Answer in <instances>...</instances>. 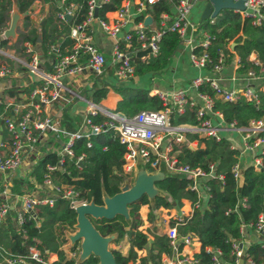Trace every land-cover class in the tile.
I'll use <instances>...</instances> for the list:
<instances>
[{
    "label": "trees",
    "instance_id": "1",
    "mask_svg": "<svg viewBox=\"0 0 264 264\" xmlns=\"http://www.w3.org/2000/svg\"><path fill=\"white\" fill-rule=\"evenodd\" d=\"M36 1L47 3L48 10L41 18V23L33 25L28 13ZM12 2L18 12L23 13L24 16L20 29H17L16 39L8 45V48L27 61L30 55L25 52L23 43L28 42L32 47L37 46L43 71L51 72L53 64L60 56L69 52L74 42L70 36V30L84 20L86 0H13ZM120 2L121 0L102 1L96 11V18L105 19L104 13L116 10ZM70 4L72 5L70 18L68 20L60 18L57 14L68 8ZM10 6V0L0 1V32L5 26L4 12ZM144 13L151 15L158 29L160 15L168 13V6L164 0H157L145 5L136 19L141 20ZM197 30L204 31L211 37L204 50L209 59L204 69L211 70L212 64L218 57L222 58L223 66L231 63L236 57V73L243 76L247 71H252L255 76L261 78V84L264 86V20L258 24H252L249 19L241 18L237 12L222 9L213 18L200 21L197 24ZM38 35L39 42H37ZM180 42L181 38L176 32L164 30L159 38L156 54L137 58L135 50L139 48V42L133 35L131 44L126 49L133 68L132 76L161 71ZM230 43H233L231 48ZM6 45L7 40L0 39V46ZM192 51L198 53L201 48L196 45ZM251 53L254 54L256 65L248 61ZM21 70L25 71V68L21 67ZM42 83V80H37L18 87L15 80H11L4 94L11 99V104L21 103L19 93L28 99L29 94ZM113 90L120 96L113 112L123 116L130 117L140 111H155L163 108V104L156 95H148L144 90L124 86L113 87ZM106 91L105 86L93 85L89 96L90 101L98 103L104 98ZM195 92L212 96V110L221 114V120L226 125L231 123L237 128L246 127L251 121L264 118V90L257 91L256 103L243 99L234 102L222 101L206 83L196 87ZM0 100V113L4 117H10L12 105L6 106L3 99ZM32 100L35 101V98L33 97ZM196 108V105H187L181 114L171 109L168 115L169 124L171 126L195 125L197 123ZM88 118L91 123L101 125L97 133L90 134L86 138L74 139L70 146L72 155L63 156L60 165L57 164L60 158L58 151L65 137L61 134H47V139H44L40 145L41 155L30 165L27 177L11 179L8 187L10 192L17 195L32 192L42 197L49 193V187L42 183L46 176L51 184L70 187L78 201L99 205L102 204L103 196L117 193L128 178V174L122 170L125 146L118 141L114 129L103 124L108 120L107 117L97 113L89 115ZM80 119L79 116L70 117L64 114L59 123L65 131L73 132ZM0 128L2 135H6L3 119H0ZM184 135L188 140H197V146L190 148L186 144L179 143L172 148V151L175 152L178 163L186 164L191 168L198 167L209 173L203 181L204 199L189 189L190 179L187 176L166 173L154 183L157 194L152 199L143 195L128 206V219L125 220L119 215L110 220L89 218L100 235L112 236L111 244L116 245L126 236L129 247L125 255L117 249L109 248L116 264L129 262L131 264H162L161 255L166 257L171 255L163 233H151V240L148 241L146 233L137 228L140 223L138 211L141 205L147 204L151 209H158L179 207L182 201L189 202L191 210L182 217L180 223L176 225V230L179 235L191 233L194 240L199 243V250L192 254L197 264H215L206 248L220 251L218 264H231L233 261L231 242L242 241L241 227L248 226L253 229L259 216L264 221V149L259 155L258 169L249 164L240 170L238 178H234L231 166L236 161L237 153L230 148L225 139L199 137L197 133L188 131L184 132ZM9 140L10 137L8 142ZM80 155H82L80 161L76 162V158ZM50 165L55 166V169L48 170L47 166ZM209 165H213L212 170H209ZM142 167L148 173L152 172L147 164ZM1 200L2 197H0ZM15 215V209L9 208L0 222V259L5 255L24 256L29 247H34L45 260H48L50 253L56 256L55 260H48V264L98 263L97 258L92 255L83 260L77 259L78 242L72 243L69 247L71 257H67L62 248L53 249L55 244L61 247L67 243L68 235L75 231V213L66 199L55 195L51 206H39L32 212L23 213L20 224L16 223ZM147 217L152 218L151 212L147 213ZM42 218L47 220L41 221ZM170 224H173L172 220ZM138 250H144V255L138 256ZM243 253L242 263L249 258L254 264H264V238L258 242H250L243 249ZM25 264L38 263L27 259Z\"/></svg>",
    "mask_w": 264,
    "mask_h": 264
},
{
    "label": "built area",
    "instance_id": "2",
    "mask_svg": "<svg viewBox=\"0 0 264 264\" xmlns=\"http://www.w3.org/2000/svg\"><path fill=\"white\" fill-rule=\"evenodd\" d=\"M1 1V0H0ZM11 3L13 0H10ZM105 0H86V14L81 24L75 25L70 30V36L74 42L69 50L63 56H60L52 71L43 73L39 70V58L36 51L28 42L23 43L26 53H29L27 61L20 55H16L8 48L12 43L8 38L5 47L0 46V78L7 77L12 72V64L23 66L31 74L39 75L42 80V85L34 89L29 98L32 100L36 97L37 102H31L21 110L18 104L11 107V112L14 116L3 117V122L6 131L9 134L10 140L5 152L0 151V172H12L16 170L22 163L24 155L34 154L37 150L39 141L49 133L61 134L65 137V141L58 151L60 158L57 164L60 165L63 156L70 157L72 155L70 146L72 141L79 137H88L90 134L97 133L101 129L100 124L90 122L88 116L101 114L108 118L103 124L107 127H112L117 134L118 141L125 146L123 156L124 163L122 170L128 174L127 183L132 182L135 171V160L140 159L141 164H147L152 172L162 169L167 174L184 175L190 179L188 187L190 190L198 194L200 178H206L208 172L194 167L191 168L186 164L178 163L175 156L172 154L173 145L179 144L182 140V132H195L203 137H212L215 140L220 139L218 135V127L213 125L211 117H221L218 111L212 110L213 98L207 93L196 92L195 96L200 104L189 99L186 91L179 89L174 91H155L154 95L163 104V108L155 111H140L133 116L127 117L113 111H106L98 103L85 101V109L81 119L77 124V128L73 132L65 131L59 123L57 117L51 115H41L39 110L40 104L57 101L65 88L61 83L63 77L76 78L83 71H88L93 76H100L104 72L105 58L99 48L92 43L91 35L88 31V25L96 20L101 32L112 38L113 45L110 50V63L113 66V77L117 80L131 77L133 73L132 65L129 62V54L125 47H129L132 36L139 42L138 51L146 48L150 52L146 55H155L158 49V41L164 30L174 31L181 39L191 42L195 35L200 36L197 46H200L201 51L195 53L191 50L189 61L192 66L203 68L209 59L204 51L210 42V35L204 31L197 30L196 26L188 20V14L191 8L192 0H175L174 15L167 22L164 15L161 20L160 27L154 31H148L141 22H138L136 27L131 32H123L124 26L127 24L130 13L127 2H122L115 10V16L112 20L98 19L96 13L100 3ZM157 0H144L145 5L152 4ZM243 10H233L237 12L241 18H247L252 24H258L264 20V0H244ZM11 8V6H10ZM6 10L4 28L0 32V39L3 37V31L8 27L12 9ZM143 4L139 5L135 11L140 14L143 11ZM72 5L61 11L57 15L64 19V15H71ZM122 32V34H121ZM121 37L118 38V35ZM195 34V35H194ZM122 42V47L120 45ZM12 53H11V52ZM84 60V62H83ZM248 61L257 64L254 58L248 57ZM223 67L222 58L218 57L216 62L212 64L211 72L217 74ZM255 76L252 71H247L243 78L253 79ZM206 83L213 89L222 101L234 102L238 99L245 101L257 102V91L264 90L262 85L260 88L254 89L248 83H245L240 88L224 89L218 84V79L215 76H198L194 77L189 82V87L193 90L200 84ZM196 105V120L195 125H177L169 124L168 115L171 109H174L177 114L184 111L185 106ZM23 111V112H22ZM22 112V113H20ZM227 129H233L242 133L244 141L243 151L252 155V165L258 169L260 167V157L264 149V118L251 121L246 127H234L233 124L225 126ZM42 137V138H41ZM231 148V147H230ZM232 149V148H231ZM81 156L76 158V162L80 161ZM209 170H212L213 165H209ZM48 170L55 169V166H47ZM240 168L236 160L231 166V173L234 178L239 177ZM43 185L49 187V193L39 197L35 193H24L17 195L11 193L7 188L2 191V200L0 201V222L7 213L9 208L15 209V220L17 224L22 221V215L26 212H32L34 208L39 206H51L55 195L66 199L69 206L74 209L77 205L87 203L75 199V193L70 187L57 186L51 184L48 177L44 176ZM199 195V194H198ZM200 196V195H199ZM184 215H174L172 217L173 224H166L163 234L167 239V243L171 250V255L166 257L162 264H197L196 259L189 253H182L184 247H189L194 238L191 233L179 235L176 230ZM253 230L264 238V221L261 216L258 217L253 226ZM180 247V248H179ZM242 241L231 242V254L233 261L231 264H254L249 258H246L242 263L244 255ZM211 254V260L218 264L220 251L218 249L206 248ZM4 264H25L26 260H32L38 264H48L41 253L34 247H29L27 254L22 255H5L2 256Z\"/></svg>",
    "mask_w": 264,
    "mask_h": 264
},
{
    "label": "crops",
    "instance_id": "3",
    "mask_svg": "<svg viewBox=\"0 0 264 264\" xmlns=\"http://www.w3.org/2000/svg\"><path fill=\"white\" fill-rule=\"evenodd\" d=\"M164 1L168 6V13H163L160 15V17L162 20L163 16L165 15L168 22L174 15V0H164ZM122 2H127L128 10L130 13L129 20L122 30L123 32H131L136 27L138 22L142 23V20L145 16H150L151 18L150 24L148 26H145L147 30L154 31L157 29V25L155 24L149 13H144L141 20L136 19L142 12L140 14H137L135 9L140 4L141 5L143 4V7L145 8L144 0H121L120 4ZM204 3L205 0H192L191 8L187 18L190 21V23L194 24L196 27L197 24L199 23V15L201 13ZM13 5L14 3L12 2L10 9H12ZM47 10H48L47 3H42L40 1L34 2L32 4V10L28 13V16L31 19V23L33 25H36L37 23L40 24L41 23L40 20L47 12ZM20 14L22 15V19H23L24 14L23 13ZM114 16H115V10L106 11L104 13V18L109 21L112 20ZM21 20H19L17 23L16 34H17V29L18 30L20 29ZM160 23L161 21L159 22V26ZM88 31L90 32L92 43L95 44L99 48V50L102 51L103 56L105 55V67L103 74L100 76H93L91 75L90 72L85 70L79 75H77L76 78L63 77L61 79V83L63 87L66 89L65 92H62L61 97L57 101L49 102L47 104L39 103V110L41 115H51L53 117H57L59 122L64 114H67L70 117L79 116L81 118L86 105L85 101H90L89 96L92 92L93 85L105 86L107 88L104 98H102L98 102V104L106 111H113L117 101L120 99V96L113 90V87H117V86H124L127 88L144 90L147 92L148 95H154L155 91H174V90L182 89L186 91L187 97L195 101L198 105L200 104V101H198L195 96L196 92L195 90L189 87V82L194 77L215 76L218 79L219 86L224 89L240 88L245 83H248L254 89L260 88L262 86L260 77H255L253 79L245 80L242 75L236 73L235 71L237 66L236 57L233 58L231 63L223 66L222 69L217 74H213L210 70L204 68H197L192 66L189 61V54L191 53V50H193V48L196 46L197 42L200 40V36L198 34L197 35L194 34L195 35L194 39L191 40L190 43L187 42V40L185 39H181V42L177 46V49L175 50L173 55L169 58L167 65L161 71L155 73L143 74L140 76H131V77H127L126 79L117 80L113 77V66L110 63V50L114 40L101 32L96 20H93L88 25ZM121 34L118 35V38L121 37ZM122 44L123 43L120 42L121 47ZM32 48L34 51H36L39 57V53L37 51L38 47L33 46ZM125 48L128 49V47ZM136 52H138V50H135V53ZM146 57L147 56L137 57V58H146ZM248 57L254 58V54L251 53L249 54ZM11 67H12L11 74L8 75L7 77L0 78V99H3L6 106L8 105L13 106L18 104L20 106L19 110H21L23 107L29 105L31 102H37L36 97H34L35 98L34 101L31 100L29 97L28 99H26L25 96H22L21 93H19L18 96L21 97L22 102L11 104V99L6 97L4 94L5 89L9 86L11 80H15L16 86L21 87V86H25L27 83L41 80V78L39 75L29 73L27 69L23 66H17L15 64H12ZM21 67L25 68V71L21 70ZM39 70L43 73H46L43 71V67L40 64V61H39ZM108 70L110 72H108ZM12 116L14 115L10 111V117ZM3 117L4 116H2V114L0 113V119H2ZM211 122L213 125H216L219 128L218 129L219 138L225 139L229 143V146L237 153L236 160L238 161L239 168L242 169L243 167L252 164L253 161L252 155H250L246 151H243L244 141L242 139V133L237 132L233 129H227L225 127L226 124L222 122L221 117L218 118L217 116H213L211 117ZM182 125L188 126L187 124H182ZM184 132H182V140L180 143L186 144L190 148H195L197 146V140L195 139L188 140L185 137ZM8 135L9 134L7 131H6V135L5 134L2 135L0 128L1 152H5L8 147V139H9ZM197 136L203 137L199 134H197ZM44 139H47L46 136L39 141L37 145V150L34 154H32L31 156L30 154L24 155L21 165L16 170L12 172H0V197H2V191L5 188L9 190L8 187L10 185L11 179L15 177H20V178L27 177L30 165L34 163L37 157L41 155L40 145ZM174 146L175 145H173V147ZM172 154L175 156V152H173ZM135 167L138 169L142 167L140 159L135 160ZM136 168H135V172L137 171ZM156 171L162 173L163 175L166 174V172L162 169ZM203 181L204 178H200L198 194L202 196V198L204 199L205 194H204ZM148 206L149 205L145 204L139 207L138 212H139L140 223L139 226L137 227L140 231L146 233L148 241L151 240V236H150L151 233H163L166 224H168L171 221L174 215H179V214L187 215L191 210L189 202L182 201V204L179 207L172 206L170 208H158V209L150 208L152 218L148 219L147 217V213H149ZM43 220H47V219L42 218L41 221ZM39 224L40 222L37 225L39 226ZM240 231L242 234L243 248H245L250 242H258L262 239L260 235H258L252 228L248 226H242ZM48 234L51 233L48 232ZM109 244L111 246L110 249L111 248L117 249L123 255L126 254L129 247L126 236L122 240H120L116 245L111 243ZM70 245L71 243L69 241L63 244L61 247L55 244V248L53 247V249L62 248L66 256L71 257L72 254H70L69 252ZM198 250H199V243L194 240L189 247L182 248L181 252L189 253L192 255L194 252H197ZM144 253H145L144 250L137 251L138 256H142L144 255ZM55 259L56 256L53 253H50L48 256V260L51 261ZM160 259L162 262H164L166 256L162 254ZM0 264H4L2 259H0ZM128 264H131V262H129Z\"/></svg>",
    "mask_w": 264,
    "mask_h": 264
},
{
    "label": "water",
    "instance_id": "4",
    "mask_svg": "<svg viewBox=\"0 0 264 264\" xmlns=\"http://www.w3.org/2000/svg\"><path fill=\"white\" fill-rule=\"evenodd\" d=\"M244 0H205L199 22L213 18L222 9L243 10ZM96 13V11H95ZM63 18L68 20L70 15H64ZM22 15L18 12L15 5L12 7V13L8 27L3 31L5 39L10 38L12 43L16 39V26ZM151 22L150 16H145L142 20L143 26H148ZM40 36H37L39 42ZM233 43H230V48ZM150 52L149 48L135 53L136 57L146 56ZM164 175L160 172L148 173L143 167L139 168L130 185L125 182L119 191L111 196H103L102 204H94L87 202L77 205L73 210L75 213V231L68 235V240L72 244L79 243L78 260H83L89 255L95 256L98 260L97 264H116L109 250V243L112 239L111 235L102 236L93 227L89 218L93 219H113L115 216H122L125 220L128 219V206L143 195L148 199H152L157 191L154 188V183L161 179Z\"/></svg>",
    "mask_w": 264,
    "mask_h": 264
},
{
    "label": "rangeland",
    "instance_id": "5",
    "mask_svg": "<svg viewBox=\"0 0 264 264\" xmlns=\"http://www.w3.org/2000/svg\"><path fill=\"white\" fill-rule=\"evenodd\" d=\"M11 52V51H10ZM12 53V52H11ZM136 170H138V168H136ZM135 172V171H134ZM131 184V182H128V185H130ZM148 211L150 212V207L148 206ZM108 247L110 248L111 246H110V244L108 245Z\"/></svg>",
    "mask_w": 264,
    "mask_h": 264
},
{
    "label": "bare ground",
    "instance_id": "6",
    "mask_svg": "<svg viewBox=\"0 0 264 264\" xmlns=\"http://www.w3.org/2000/svg\"><path fill=\"white\" fill-rule=\"evenodd\" d=\"M114 103V102H113Z\"/></svg>",
    "mask_w": 264,
    "mask_h": 264
}]
</instances>
